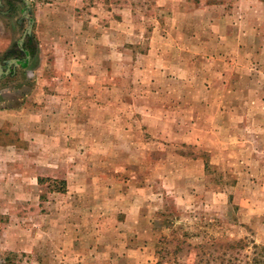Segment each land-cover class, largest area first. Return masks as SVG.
I'll return each mask as SVG.
<instances>
[{"label":"crops","instance_id":"0c3cea01","mask_svg":"<svg viewBox=\"0 0 264 264\" xmlns=\"http://www.w3.org/2000/svg\"><path fill=\"white\" fill-rule=\"evenodd\" d=\"M33 2L0 0V73L4 69L5 75L0 79V170L14 168L20 172L14 174L16 179L11 186L13 197L6 199V193H0V201L14 204L22 202L20 190L16 192L15 187L29 186L36 191L37 181L44 176L65 181L62 201L67 196H85L86 189L91 199H96L99 194L105 197L102 203L104 210L93 215H81V218L92 220L82 221L81 224L88 226L90 231L92 229L94 235L98 233L113 243L105 247L118 246L129 264H150L144 246H150L151 237L161 230L154 222L157 217L151 214V197L157 182L163 179L167 181L168 177L174 194L181 193L179 186H183L184 192L192 196V187L186 185L193 186L194 181L183 179V183H180L176 172L183 170L189 178H195L200 170L205 169L201 158L195 155L191 157V152L169 149L171 144L163 141H181L183 137H189L191 144H198L195 141L197 137L207 138L209 133H214L207 126L203 128V122L212 125L217 120L224 128L227 122L224 121V110L234 107L228 96L233 97L236 91L240 92V87L234 84H255L256 73L250 71L262 59L263 47L260 41L264 34L259 28L261 22L257 15L240 13L238 8L242 4L239 3L233 7L223 4L220 5L222 8L188 6L183 9L182 0H158V6L168 3L173 8L171 13L164 16H149L153 18L152 23L156 27L147 44L138 46L126 40L128 44H125L123 50L112 48L111 44L109 50H104L99 41L101 35L96 32L93 35L87 33V26L92 24L97 31L101 21L99 15H73L71 20L77 23L78 31L72 33L71 38L69 15L57 16L51 12L59 8L68 9V1H46L44 7H49L50 11L39 20L32 18L31 10L34 6L39 7V4L34 5ZM91 6L83 0L75 5L85 10H92ZM130 9L127 12L128 18L135 25L139 17ZM39 24L44 25L42 30ZM29 25L31 33L21 41ZM12 29L17 31V37H13ZM117 35V32L110 31V42ZM36 40L42 42L37 43ZM49 41L59 42L63 47H69L72 42L79 51L71 58L61 55L62 65L52 75H49V71L43 74L42 70L55 67L54 58L58 53L52 52V61H47V57L40 53ZM37 48L41 60L33 66ZM13 54L20 57V64H16L17 70L20 69L15 77L10 78L7 72L12 57L7 60L3 58ZM48 64L49 68H45ZM248 67L250 71H246ZM23 71L30 72L35 84H51L46 87L47 93L55 89V84H65V94L71 89H85L83 84H99L98 91L93 87L87 90L102 94L103 89L119 88V80L122 79L121 83L128 84L127 98L124 102L110 99L115 114L107 120L95 113L101 107L99 102H91L93 112L87 117L83 96L78 93L75 94L76 99L64 95L56 99L58 95L54 96L50 92L45 95L47 98H30L34 95L32 88L26 89L15 84L21 80L20 74ZM10 81L13 84H8ZM140 89L138 98H135L134 90ZM217 92H221V95H217ZM177 107L186 108L187 111L193 109V115H176ZM201 107L205 108L203 115ZM163 108H166L165 112L157 111ZM138 109L141 114H134ZM134 123H141L136 125L140 127L139 131L135 130ZM187 123L194 124L196 128L191 125L190 130L183 129ZM133 136L149 140H141L139 146L145 148L141 153L143 157L147 155L148 161L143 160L136 166L130 160L133 156L131 152H134V157L139 156L140 152L135 150L131 142L122 147L125 155L116 156L118 150L121 151L117 138L133 140ZM87 137L94 140L93 149L99 154L98 161L92 164L82 159L86 150L80 151L82 146H79ZM155 144L158 145L155 149L148 150ZM159 146L164 148V152H160ZM107 153L109 156L106 158ZM70 157L74 159L69 160ZM176 162L181 163L179 169L174 165ZM200 164L202 167H198ZM39 167L45 173H36L34 177L32 171ZM119 168L123 172L134 168V171L144 173L140 179H134L129 174V178L119 180ZM6 181L4 178L0 182L3 189L8 185ZM38 197L36 195L33 199L37 200ZM1 213L5 215L6 212ZM100 216L108 220L102 224L100 231H96L99 225L96 221ZM46 217L51 218V221L46 223L45 234L53 236V213H46ZM73 233L78 234L77 231ZM52 236L46 239V246L54 245ZM76 239L74 236L70 242L64 237V246H69L68 251L70 246H82V242L77 243ZM41 243L35 236L27 244L15 241L13 245L40 246Z\"/></svg>","mask_w":264,"mask_h":264},{"label":"rangeland","instance_id":"374dc122","mask_svg":"<svg viewBox=\"0 0 264 264\" xmlns=\"http://www.w3.org/2000/svg\"><path fill=\"white\" fill-rule=\"evenodd\" d=\"M33 1L34 5L37 3L39 7L35 8L34 6L31 15L33 19L38 20L45 18L50 11L49 7H44L46 1H68V9L59 8L51 12H55L54 14L57 16L69 15L71 38L72 33L78 31L77 23L71 20L73 15L91 14L93 17L99 15L101 21L99 22L100 26H97V31L92 24L87 26V33L91 35L95 32L99 33L101 35L99 41H101L100 44L104 50H109L110 44L112 48L123 50L125 44H128L126 40H131L133 43L130 44L138 46L147 44L149 37L153 34V29L156 27L152 23L153 18L149 16H164L171 13L173 8L168 3L158 6V0H83V2L92 5V10L75 7L81 0ZM181 3H183L181 6L183 9L188 6L211 9L213 6L219 7L223 4L232 7L238 3L242 4V7L238 8L240 13L257 15V19L261 22L259 28L264 34V0H256V2L250 0H182ZM253 5L256 7L253 8ZM129 9L139 17L135 25H132L134 22H130L128 18ZM39 27L42 30L44 25L39 24ZM110 31L118 33L117 38L114 37L112 42H110ZM11 32L13 37L18 36L15 29H12ZM18 33H20L19 30ZM35 36L37 38V33ZM36 42L42 41L36 40ZM55 43L57 42H46L45 48L40 50V53L47 57V61H52V52L58 53L54 58L55 67L43 69V74L48 73L47 71H49V75L57 72L62 65L60 63L61 55L71 58L79 52L77 45H73L72 42H70L69 47H63L59 42L54 45ZM260 43L263 47L261 61L257 62V67L254 64L251 71L249 70L250 67L246 68V71L256 73L254 75L255 84H234L240 87V92L236 91L233 97L228 96L231 98L234 107L224 110V121H227L224 128L217 120H214L212 125L203 122L201 124L203 128L207 126L214 133H209L207 138L205 136L197 137L195 141H198V144H191L189 137H183L180 139L181 141L174 139L163 141L165 144H171L169 149L181 150L185 153L191 152V157L195 155L201 158L202 164H205V169L198 172L197 178L196 176L189 178L183 170L176 172V178L180 183H183V179L194 181L193 186L186 185V187H192V196H188L189 194L184 192L183 186H179L181 193L174 194L168 177L167 181L163 179V181L157 182L155 192L151 197V214H153L152 217H157V221L154 222L160 226L161 230L151 237L150 246H144L147 248L146 255L149 257L150 264H229L230 259L232 262L230 264H247L253 256L250 241L264 245V37ZM38 53L37 48L33 66L38 65L41 60ZM48 66L50 65L48 64L45 68H49ZM20 78L21 80L16 81L15 84L26 89L32 88L34 95L30 98H47L45 95H49L50 92L54 96L58 95L56 99L60 98L61 95L76 99L75 94L78 93L83 96L82 100L87 117L93 112V105L90 107V103L98 101L101 107L95 113H99L97 116L103 120H107L109 116L115 114L112 111L113 106L110 99L124 102L127 98L128 84L121 83L122 79L119 80V88L115 84H104L115 87L103 89L102 94L87 90L93 87L98 91L99 84H83L85 89L79 91L71 89L65 94V84H55V89L47 93L46 87H50L51 84H35L29 71L27 73L21 72ZM12 82L10 81L8 84H13ZM43 82L45 83V81ZM70 85L71 87L74 86L73 84ZM140 92L141 89L139 91L134 90L133 96L138 98L137 95ZM218 94L221 95V92H217ZM220 98L222 97L220 96ZM254 101L256 103H253ZM153 103L155 104V99ZM204 109L200 108L202 115L205 113ZM164 110L166 108L157 111L163 113ZM138 111L134 114L140 115V110L138 109ZM175 114L193 115V109L187 111L186 108L177 107ZM139 124L141 123H134L135 130L139 131L140 127H136ZM191 125L196 128L194 124ZM191 125L187 123L185 128L183 125L181 127L190 130ZM184 133L186 134V131ZM133 137L135 138L133 140L117 138L116 141L119 142L121 151L118 150L116 156L125 155L122 152V147L131 142L135 146V150L138 149L140 152V155L136 157H134V152H131L133 156L130 160L132 165L136 166L143 160L148 161L147 155L143 157L141 153L145 148H139V146H141V140H149L137 136ZM93 143L94 140H90L88 137L79 143V146L83 147L80 148V151L86 150L82 159L89 164L98 161L97 155L99 154L95 153ZM156 146L158 145H151L148 150L150 148L155 149ZM158 148H161V153L164 152L163 147L159 146ZM163 155L166 154L163 153ZM108 156L107 153L106 158ZM73 159L74 157L69 158V160ZM152 160L150 159V161ZM174 165L178 169L181 167V163L176 162ZM65 167L66 165H64ZM198 167H202L201 164ZM119 169L117 171L119 180L129 178L127 177L129 174L134 176V179H140L144 173L139 170L134 171V168L126 172H123L121 168ZM16 173L20 172L15 171L14 168L0 170V182L5 178L6 183H8L4 189L2 183L0 184V193H6V199L13 197L14 192H12L11 186L13 180L16 179L14 175ZM36 173H45V171L40 170L39 167L32 171L34 177ZM31 178L33 179L32 176ZM42 178L44 179L42 183L37 181L36 191L29 186L15 187L16 192L20 190L22 202L14 204L0 201V264H129L128 260H124V252L118 246L105 247L113 243L105 240L104 236L98 233L94 235L92 229L90 231L88 226L81 224L82 221H92L81 218V215H93L104 210L102 203L105 197L98 194L96 199H91L89 190L86 189L85 196L79 198L67 196L62 201L61 193L63 192L51 191L53 188L57 189L56 187L51 188L55 183L45 180L51 177L44 176ZM197 181L199 182L198 185ZM18 194L16 193V195ZM36 195L39 196L37 200L33 199ZM5 205L6 209H4ZM1 212L6 213L3 215ZM51 212L54 223L52 227L53 236H47L45 234L46 223L50 222L51 218H47L46 213ZM101 217H98L96 221L99 224L96 227L97 230L95 229L96 231H100L102 224L108 220ZM76 231L78 234L73 233ZM35 236H37L38 241H42L40 246L13 245L15 241L27 244ZM51 236L54 245L46 246V239H50ZM74 236L77 238V243L82 242V246H70L68 251L69 246H64V237L72 242ZM239 240H243V244H247V246L239 248L240 245L238 244L234 246V249L227 248L229 244L238 243Z\"/></svg>","mask_w":264,"mask_h":264},{"label":"trees","instance_id":"16d2710c","mask_svg":"<svg viewBox=\"0 0 264 264\" xmlns=\"http://www.w3.org/2000/svg\"><path fill=\"white\" fill-rule=\"evenodd\" d=\"M31 47V45H30ZM44 179L43 178H39V182L42 183ZM45 180H49L51 181L53 184L55 183V185L53 187H56L57 189L53 188L51 189V191H57V192H64L65 191V181L64 180H58V179H51V178H46ZM242 242V243H240ZM251 243V248L253 249V256L250 260V262H247V264H264V245H259L256 244L254 241H250ZM240 245L238 246L239 248H243L244 246H247V244H243V240H239L238 243H234V244H229L227 246L228 249H234V246L236 245ZM225 255V254H224ZM232 263L231 259L229 260V264Z\"/></svg>","mask_w":264,"mask_h":264},{"label":"flooded vegetation","instance_id":"af4514ba","mask_svg":"<svg viewBox=\"0 0 264 264\" xmlns=\"http://www.w3.org/2000/svg\"><path fill=\"white\" fill-rule=\"evenodd\" d=\"M3 1H5V0H1V2H3ZM10 57H12V60L10 61L9 65H8L7 76H9L11 78V77H15L18 73V70L20 69V68H18V70H17V68H16V64H20V57L17 56L16 54H13L11 56H5L3 58V60H5V59L7 60ZM16 58L18 59L17 61L15 60ZM3 77H5L4 69H3V72L0 73V79H2Z\"/></svg>","mask_w":264,"mask_h":264},{"label":"water","instance_id":"95a60500","mask_svg":"<svg viewBox=\"0 0 264 264\" xmlns=\"http://www.w3.org/2000/svg\"><path fill=\"white\" fill-rule=\"evenodd\" d=\"M31 33V25H29L27 28H26V30H25V32H24V34H23V37L21 38V41L24 39V37L26 36V35H29Z\"/></svg>","mask_w":264,"mask_h":264}]
</instances>
